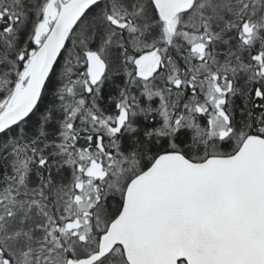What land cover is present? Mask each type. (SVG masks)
I'll list each match as a JSON object with an SVG mask.
<instances>
[{"label": "snow or ice", "instance_id": "6c2138e0", "mask_svg": "<svg viewBox=\"0 0 264 264\" xmlns=\"http://www.w3.org/2000/svg\"><path fill=\"white\" fill-rule=\"evenodd\" d=\"M0 264H264V0H0Z\"/></svg>", "mask_w": 264, "mask_h": 264}]
</instances>
